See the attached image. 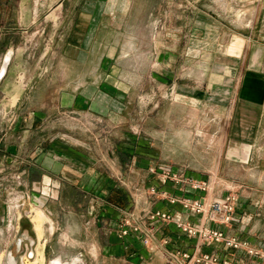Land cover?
I'll return each instance as SVG.
<instances>
[{"label": "rangeland", "instance_id": "1", "mask_svg": "<svg viewBox=\"0 0 264 264\" xmlns=\"http://www.w3.org/2000/svg\"><path fill=\"white\" fill-rule=\"evenodd\" d=\"M12 1L9 10L15 27H20L16 17L19 5L25 11L21 24L24 58L34 65L52 47V75L59 76L63 73L62 61L76 57L69 51L70 33L84 0H64L63 6V0ZM118 1L113 10L115 19L110 15L104 21L112 24L115 20L121 26L120 47L110 44L112 35L106 32L104 47L96 49L94 45L96 50L77 56L86 59L88 65L72 67L74 75L81 71L88 75L90 88L99 86L97 91L107 98L105 104L111 111L107 116L88 110L82 115H58L52 122V146L48 140L43 149L50 148L57 157H66L65 161L72 162L75 169L84 170L91 165L114 174L112 178L119 188L107 195L60 179L31 178L26 168L38 155L36 145L6 154L9 162L0 155V264H9L10 255L18 264H51L57 257L65 263L75 259L76 264H164L154 256H137L132 261L112 255L114 228L106 205L127 207L132 197L129 189L135 192L130 181L137 175V183L144 186L141 175L152 165L166 164L171 169L204 174L224 168V108L202 93H208L209 86L199 80L206 77L208 68L194 66L199 52L176 50L183 40L181 32L176 34L182 28L180 16L185 15L188 20L183 44L186 47L192 42V4H201V9L208 12L210 2L215 3ZM112 2L103 0L101 9L105 4L112 13ZM166 60L168 66L163 64ZM96 76H102L106 83H94ZM116 90L121 91V96ZM112 111L118 115H112ZM0 118L16 121L9 114H0ZM58 140L76 143L78 152L90 156V164L64 156V151L63 154L53 146V141ZM139 184L137 188L142 186ZM228 185L221 181L218 190H228ZM137 212L144 213L143 209ZM138 248L136 251L143 253L144 249ZM256 248L260 253L248 255L244 264H264V247Z\"/></svg>", "mask_w": 264, "mask_h": 264}, {"label": "crops", "instance_id": "2", "mask_svg": "<svg viewBox=\"0 0 264 264\" xmlns=\"http://www.w3.org/2000/svg\"><path fill=\"white\" fill-rule=\"evenodd\" d=\"M112 1V13L106 9L108 8L106 2L103 10L101 9L103 0L83 1L70 33L69 51L76 57L62 61L60 67L63 73L58 76L52 75V47L44 54L48 58L43 56L34 65L24 58L21 24L25 11L19 5L20 11L16 17L20 27H15L11 23L14 19L13 13L9 10L13 1L0 0V74L3 72V75H0V114L16 117L15 123L0 118V155L5 156L6 160H3L9 162L6 154H16L25 150L23 148L26 145L29 147L36 145L34 148H37L38 155L26 168L31 178L41 176L52 180L60 179L93 193L102 191L107 195L119 188L112 178L114 174L112 176L91 165L84 170L75 169L72 162L65 161L66 157H57V152L50 148L43 149L48 140L51 142L50 147L52 146V122L58 115L68 113L82 115L90 111L93 114L107 116L111 111L109 105L105 104L107 98L97 91L99 86L90 88L88 75L83 71L74 75L72 67L88 65L86 59H78L77 56L95 49L94 45L96 49L99 46L104 47L106 32L112 35L110 44L120 47L122 30L114 20L116 15L113 11L119 1ZM211 1L215 4L210 2L208 12L201 9V4H192V31L189 34L192 42L186 47L183 44L188 20L186 21L185 15L180 16L183 19L182 28L177 29L176 34L179 35L181 32L183 40L180 42L181 47L176 45V50L188 49L199 52L198 58L194 59V66L208 68L206 77L199 80L209 86L208 93L206 91L202 93L208 94L210 99L224 108V168L223 170L218 168L212 174H204L178 167L171 169L166 164L152 165L141 175L144 186L137 183L138 177L134 176V181L131 180L130 183L135 192L129 189L133 198L129 197L128 208L117 204L106 205L111 211L110 225L114 228L111 237L114 245L111 253L118 258L124 256L136 261L137 256L141 258L154 256L161 258L166 264L169 250L195 249L196 239L176 229L172 223L158 226L156 235L158 250L155 254L132 236H120L123 217L128 211L138 213V209L140 211L162 209L172 214L180 213L179 215L187 221H198V217L186 212L181 204H173L169 199L149 195L150 187L166 191L170 196L198 198L203 195L200 192H188L180 184L171 181L164 184L159 174L164 167L184 176L200 180L209 179L213 197L225 194L231 189L238 191L239 220L231 226H214L256 247H264V0ZM19 3H22V0ZM61 4L64 5V0ZM110 15L114 17L112 24L104 21L107 16L111 17ZM167 60L163 64L168 66ZM193 73L195 75L194 71ZM99 78L100 76H96L94 83L104 85L106 80L102 76L100 80ZM116 91L119 95L122 94L121 91ZM113 114L118 115L112 111ZM53 142L54 148L65 152L64 156L74 157L79 163L90 164V156L78 152L75 148L76 143L69 140ZM151 168H157L158 171L154 173ZM111 179L112 183L109 182ZM221 181L229 184L228 190H218L217 185ZM138 184L142 186L137 188ZM135 201L138 204H135ZM164 237L169 240L167 245L163 244ZM139 246L140 249H144L143 253L136 251L139 250ZM202 250L217 253L221 257L234 255L233 251L226 250L221 244L216 243L204 244ZM239 254L243 261L248 257L245 252Z\"/></svg>", "mask_w": 264, "mask_h": 264}, {"label": "built area", "instance_id": "3", "mask_svg": "<svg viewBox=\"0 0 264 264\" xmlns=\"http://www.w3.org/2000/svg\"><path fill=\"white\" fill-rule=\"evenodd\" d=\"M156 173L157 168H151ZM160 179L166 184L171 181L180 184L188 192H200L198 198L192 196H170L166 191L158 190L157 187L148 189L149 195L162 199H169L173 204H181L186 212L198 217V221L190 222L185 220L180 213H173L162 209L144 210L138 214L128 211L122 219L120 236H132L150 252H157L156 243L157 228L160 224H174L191 238L196 239L195 249L169 250L167 252L166 264H244L240 252L250 256L258 255L259 250L246 240L236 236H230L217 226H231L239 220L237 207L239 202L238 194L229 191L220 196H212L211 181L200 180L173 172L170 168L164 167L160 171ZM135 204H138L135 201ZM163 244H168L167 238H162ZM221 244L223 248L233 251L230 257H221L217 253L205 252L202 250L204 244Z\"/></svg>", "mask_w": 264, "mask_h": 264}, {"label": "bare ground", "instance_id": "4", "mask_svg": "<svg viewBox=\"0 0 264 264\" xmlns=\"http://www.w3.org/2000/svg\"><path fill=\"white\" fill-rule=\"evenodd\" d=\"M21 243V242H20ZM58 258V257H57ZM54 259L51 264H76L75 259L71 262V263H65L64 261H62V258H58V259ZM9 264H18L15 257L13 255H10L9 258Z\"/></svg>", "mask_w": 264, "mask_h": 264}, {"label": "water", "instance_id": "5", "mask_svg": "<svg viewBox=\"0 0 264 264\" xmlns=\"http://www.w3.org/2000/svg\"><path fill=\"white\" fill-rule=\"evenodd\" d=\"M1 76L3 75V72H1V74H0ZM32 256V255H31Z\"/></svg>", "mask_w": 264, "mask_h": 264}]
</instances>
